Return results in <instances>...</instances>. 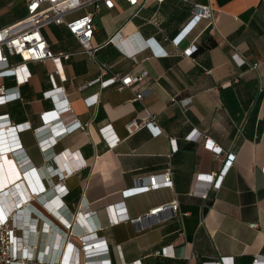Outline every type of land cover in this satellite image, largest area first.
Returning <instances> with one entry per match:
<instances>
[{
	"label": "crops",
	"instance_id": "0c3cea01",
	"mask_svg": "<svg viewBox=\"0 0 264 264\" xmlns=\"http://www.w3.org/2000/svg\"><path fill=\"white\" fill-rule=\"evenodd\" d=\"M112 1V8L100 2L93 17L92 47L119 33L128 38V49L153 38L167 56L143 50L130 59L109 44L91 57L63 25L52 24L42 29L51 51L69 55L61 58L58 73L51 61L29 62L26 84L16 89L12 78L0 79L8 93L18 91L22 98L0 106V116L14 125L31 124L22 132L4 130L0 137L5 167L18 174L36 172L2 196L24 209L19 222L29 225L24 233L19 228V236L27 237L24 247L36 264L264 262V0H145L138 16H132L135 6L126 0ZM193 3L209 6L212 19L201 20L176 47L170 40L190 18ZM93 10L88 5L74 14ZM25 15L24 1L0 0V27ZM187 48L189 57L183 55ZM141 74L130 88L103 84ZM140 91L145 96L134 101ZM45 92L51 95L45 98ZM173 97L182 103H171ZM52 110L59 116L42 122L40 114ZM145 111L155 128L129 135L126 125L145 118ZM76 122L86 127L54 136L56 127ZM208 140L221 155L206 147ZM167 169L170 188L124 195ZM28 182H39L37 194ZM173 201L178 204L174 218L160 214L150 227L129 221ZM117 204L128 221L111 224L107 208ZM42 224L47 225L43 237ZM99 241L107 247L104 253L84 257L80 252L85 246L95 249ZM41 242L47 250L38 253ZM73 245L80 251L71 260Z\"/></svg>",
	"mask_w": 264,
	"mask_h": 264
},
{
	"label": "built area",
	"instance_id": "2783aa9c",
	"mask_svg": "<svg viewBox=\"0 0 264 264\" xmlns=\"http://www.w3.org/2000/svg\"><path fill=\"white\" fill-rule=\"evenodd\" d=\"M25 3L26 15L24 18L19 21L0 27V79L3 78H12L15 82V88L26 84L30 79V73L28 71L27 64L29 62H44L51 61L56 66V73H58V68H60L61 58L67 59L68 54H54L48 43L45 39L42 29L48 25H63L65 29L76 39L77 43L82 49V52L88 56L93 57L94 53L103 46L114 45L117 47L122 54L130 59H134L137 54L143 50H148L151 52L153 57L160 58L167 56V53L163 49L157 47L158 44L153 38L144 39L143 44H141L136 49H128L127 41L128 38L121 36L119 33L111 36L102 46L96 48L92 47L91 41L95 31V26L93 22V17L97 12L100 2L105 5L107 8L113 7L112 0H22ZM156 2H162L163 0H155ZM189 1V0H183ZM130 6H135V10L132 13V16H138L140 10L143 8L145 0H126ZM88 5H93L94 10L85 12L82 14H74L79 9L86 7ZM212 11L207 5H201L198 3H193L191 8V16L185 25L182 27L180 32L170 40V43L178 47L186 36L193 30V28L203 19L211 20ZM154 47H157L158 50H153ZM153 48V49H152ZM184 56H191L192 50L187 48L183 51ZM12 58H18V61L12 62ZM143 75L134 78L130 75L123 77L115 76L112 79L104 82V85H112L114 83H119L120 86L118 90L124 88H130L136 82L142 80ZM51 77V82H52ZM8 89L0 85V106L8 104L10 102L21 101L20 93L13 92L8 93ZM47 95L45 92L43 95L45 98L50 96V92ZM145 91L135 92L134 101H141L145 96ZM171 103L181 104L182 101L177 100L175 97L171 98ZM62 112V111H61ZM146 117L141 120H132L126 125V130L129 135L134 134L135 132L141 130L142 128H155L154 120L150 114L145 111ZM59 116V112L52 110L49 112H43L40 114V119L42 122L46 123L51 119H55ZM4 126V127H2ZM86 125H82L79 122L74 123L72 126L65 127L59 126L53 129L54 136L66 132H75L77 130H83ZM31 129V124L29 122L14 125L8 120V116H0V137L4 130L10 133L22 132ZM159 133V131L157 132ZM52 141V140H51ZM1 143V140H0ZM173 143V142H172ZM206 147L214 151L217 156L221 155V148L214 146L212 142L208 140ZM14 148H18L14 146ZM13 148V149H14ZM1 149V146H0ZM177 147L175 144H172L171 152H175ZM80 163L78 164V166ZM260 170L264 175V163L261 165ZM32 173L34 170L26 171L23 175L27 173ZM70 173V171H67ZM36 174V172H34ZM172 172L170 169L165 170L164 172L152 174L145 178L146 185L141 187H136L124 192L125 196L137 195L147 193L153 190L160 188H170L172 186ZM223 175L220 173L217 177V181L214 184V187H218ZM43 186L42 180L39 181ZM38 186V185H37ZM56 190L63 195L66 194V191L60 184L56 185ZM45 193V190L39 195ZM11 207L10 208H8ZM7 210L12 211L14 207L12 204L7 205ZM5 210V208L3 207ZM109 214H111L110 223H118L128 221V218L124 214V209L121 204L107 208ZM5 211V218L0 219V264H23L29 262L33 257L27 252V249L24 247L25 242L21 239L17 233V226L12 222V219L9 212ZM178 211V204L176 201H173L169 205L160 206L148 212L143 217L135 218L129 220L134 224H142L143 227H150L156 222L160 221V214L166 213L167 218H174L176 212ZM18 215V213H17ZM65 227L69 228L70 225ZM251 228H256V224H251ZM80 241L83 240L82 237L79 238ZM70 243H68L69 245ZM67 245V246H68ZM77 246V245H76ZM73 245L71 250V257L76 258L78 252H82L84 257H88L93 253H104L106 251V245L103 241L96 242L94 244L95 249L89 248L87 246L83 248H76ZM80 249V250H79ZM68 250V248H67ZM66 250V251H67ZM91 251V252H88ZM69 252H67L68 254ZM162 255H166L167 251L161 250ZM65 254V255H67ZM68 256V255H67ZM66 256V257H67ZM72 260V259H71ZM74 263H77V259H74ZM62 264V261L60 262ZM71 264V262H70ZM207 264H230L229 260H221L219 262L207 263ZM254 264H264V262H259L256 260Z\"/></svg>",
	"mask_w": 264,
	"mask_h": 264
},
{
	"label": "bare ground",
	"instance_id": "6f19581e",
	"mask_svg": "<svg viewBox=\"0 0 264 264\" xmlns=\"http://www.w3.org/2000/svg\"><path fill=\"white\" fill-rule=\"evenodd\" d=\"M1 163V166H0V219H3V218H5V211H8L7 210V205H10L11 203H6V200L4 199V197H2L3 196V194L5 193V194H7V192H11L12 190H14V188H12V187H14V186H16V184H17V182H20V181H22V177H24L25 179H27V176L26 175H23V173H20L19 172V174L17 173V172H13V171H11L10 169H9V167H5L2 163L3 162H0ZM27 174H29V172L27 173ZM31 174H33V172L31 173ZM17 180H19V181H17ZM41 184V183H40ZM19 185V184H18ZM28 185H29V188H30V190H31V192L34 194V190H36L34 187H37V188H39V182H36V184L34 183V185H31L29 182H28ZM38 185V186H37ZM6 187V188H5ZM18 187V186H17ZM20 187V186H19ZM18 187V188H19ZM5 188V189H4ZM16 189V188H15ZM39 192V191H38ZM37 192V190H36V194L38 193ZM32 197H35V195H32ZM31 197V198H32ZM30 198V197H29ZM31 198H30V200H31ZM17 202V201H16ZM30 202V201H29ZM29 202L27 203V205H29ZM20 203H15L14 202V204H12V205H14L15 207H14V209L12 210V211H8L9 213V215H10V217H11V219H12V222L16 225L17 224V226L19 225V222L20 221H22V215H20V214H22L23 212V209L22 210H20L18 207L20 206L19 205ZM3 207L5 208V210L3 209ZM13 207V206H12ZM46 207H47V205H46ZM8 208H10L11 209V207H9L8 206ZM18 209V210H17ZM17 213L19 214V215H17ZM25 230V229H24ZM31 230V229H30ZM30 230H28V231H30ZM31 232H32V230H31ZM24 233V232H23ZM33 235V234H32ZM56 253V252H55ZM56 255V254H55ZM43 256V255H42ZM45 259L47 258V255L44 257ZM41 259H43V257L41 258ZM64 259V258H63ZM59 262H61V261H59ZM75 264V263H74Z\"/></svg>",
	"mask_w": 264,
	"mask_h": 264
},
{
	"label": "rangeland",
	"instance_id": "374dc122",
	"mask_svg": "<svg viewBox=\"0 0 264 264\" xmlns=\"http://www.w3.org/2000/svg\"><path fill=\"white\" fill-rule=\"evenodd\" d=\"M33 200H35V198L33 197ZM28 206V205H27ZM20 210H22V209H20ZM23 213L21 214L22 215V217H24V209H23V211H22ZM16 226H17V224H16ZM19 226V225H18ZM17 226V228H18V230H17V233H18V235L20 234V231H19V228L21 229V233H22V231L24 232V229H25V227H27V226H29V225H27V224H25L23 227L22 226H19L18 227ZM45 226H47V225H44V224H42V226H40V232H41V234H40V236H42L43 235V233L44 232H47L46 230H45ZM21 239H23L24 240V242H25V244L27 243V240H26V236H24L23 234H22V236H19ZM43 237V236H42ZM40 240H43L44 241V238H41L40 237ZM44 247V248H43ZM42 250V252H44V251H46L47 250V246L45 247L44 246V242H41L40 244H37V250H36V252H38L39 253V251H41ZM37 253H36V258H37ZM35 259V258H34ZM31 259L29 262H26V263H23V264H36L37 263V260L35 259ZM41 259V258H40ZM39 262V261H38ZM40 264H43L42 262L40 263ZM44 264H47V261H46V263H44Z\"/></svg>",
	"mask_w": 264,
	"mask_h": 264
},
{
	"label": "water",
	"instance_id": "95a60500",
	"mask_svg": "<svg viewBox=\"0 0 264 264\" xmlns=\"http://www.w3.org/2000/svg\"><path fill=\"white\" fill-rule=\"evenodd\" d=\"M12 188H15V187H12Z\"/></svg>",
	"mask_w": 264,
	"mask_h": 264
}]
</instances>
